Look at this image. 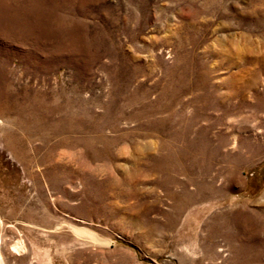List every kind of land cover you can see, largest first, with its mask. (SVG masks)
Masks as SVG:
<instances>
[{
    "label": "rangeland",
    "instance_id": "374dc122",
    "mask_svg": "<svg viewBox=\"0 0 264 264\" xmlns=\"http://www.w3.org/2000/svg\"><path fill=\"white\" fill-rule=\"evenodd\" d=\"M0 264H264V0H0Z\"/></svg>",
    "mask_w": 264,
    "mask_h": 264
},
{
    "label": "bare ground",
    "instance_id": "6f19581e",
    "mask_svg": "<svg viewBox=\"0 0 264 264\" xmlns=\"http://www.w3.org/2000/svg\"><path fill=\"white\" fill-rule=\"evenodd\" d=\"M96 139H98L99 141H103L104 140V138L103 137H99V138H96ZM96 139H93L92 141L90 140V144H94L93 146L95 147V142L94 141H96ZM234 139V138H233ZM89 140V139H88ZM85 141V140H84ZM235 141V140H234ZM233 141V144L235 143ZM113 142H115V140H113ZM89 144V145H90ZM88 145V144H87ZM94 150H96V151H98L97 153H100V152H102L101 150H97V148H95ZM136 163V162H135ZM136 165H138V164H136ZM145 165V164H144ZM157 166L158 167H160V169H162L163 167V165L161 164V162L159 163V164H157ZM117 183V182H116ZM196 185V184H195ZM197 191V190H196ZM187 194V193H186ZM194 194V193H193ZM187 203L188 202H186V203H181V205L178 207L179 208V211H181V209L182 208H184V205H187ZM179 204V203H178ZM237 218V217H236ZM235 220V219H234ZM245 220V221H244ZM228 222L229 221H231L230 219L229 220H227ZM235 222V221H234ZM241 226L239 227H237L236 226V228H235V230H236V233L237 232H241L242 231V233L243 234H249V235H253L256 231H258L257 230V228H256V226H254V224H252L251 222H250V219H242L241 220ZM228 225V224H227ZM229 229V228H228ZM234 233V232H233ZM233 233H232V231H228L227 232V234H228V236H233ZM236 233H235V235H236ZM238 234V233H237ZM224 251V248H221V247H219L218 249H217V252L220 254V255H222L223 252ZM221 252V253H220ZM212 253V252H211ZM215 254V253H214ZM213 254V255H214ZM203 260V259H202Z\"/></svg>",
    "mask_w": 264,
    "mask_h": 264
}]
</instances>
